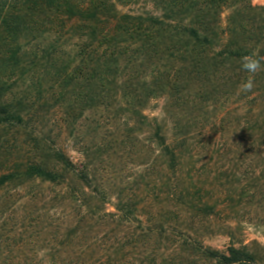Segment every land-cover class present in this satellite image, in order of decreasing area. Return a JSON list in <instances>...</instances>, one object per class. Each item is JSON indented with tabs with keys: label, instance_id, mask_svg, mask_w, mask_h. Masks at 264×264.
<instances>
[{
	"label": "trees",
	"instance_id": "16d2710c",
	"mask_svg": "<svg viewBox=\"0 0 264 264\" xmlns=\"http://www.w3.org/2000/svg\"><path fill=\"white\" fill-rule=\"evenodd\" d=\"M253 52L264 5L252 0H0V129L37 115L38 100L9 97L27 71L52 69L57 112L73 136L88 131L48 148L52 166L27 152L0 174V194L39 182L65 210H0V264H264V245L243 238L246 225L264 235V71L239 92ZM142 135L158 175L134 201L100 167ZM43 223L58 240L39 257ZM219 236L224 249L205 243Z\"/></svg>",
	"mask_w": 264,
	"mask_h": 264
},
{
	"label": "rangeland",
	"instance_id": "374dc122",
	"mask_svg": "<svg viewBox=\"0 0 264 264\" xmlns=\"http://www.w3.org/2000/svg\"><path fill=\"white\" fill-rule=\"evenodd\" d=\"M254 4L264 5V0H252ZM50 69V68H49ZM46 74L35 73L27 71L24 75L26 77L25 81L21 83L18 82V89L9 97V101L12 106H15L19 100L31 99L38 100L41 102L39 105V110L37 115L33 118L26 121L25 123L29 126H19V127H9L0 129V162H3V172L7 171L10 167L12 168L15 163L19 162L25 157V154L29 152L35 160H39L41 156L43 159L52 166L54 164L51 154L48 152V148L56 146H64L75 139L84 138L86 140L87 130L85 128H80L76 131V135L71 134V128H68V122L65 120L66 117L63 115V112H57V107H55V100L53 95L50 93L52 88V69L48 70ZM3 74V72H2ZM15 81L20 76V70L14 71ZM52 75V76H51ZM28 76V77H27ZM40 80H37V79ZM42 83V84H41ZM42 85V86H40ZM43 89L45 92L43 95H38L40 89ZM24 95V96H23ZM66 102V101H65ZM67 104V102H66ZM59 110V109H58ZM34 124V125H33ZM33 125V126H32ZM100 136L103 135V132L99 133ZM132 147L130 145H121L117 147L114 151L105 157V160L102 161L101 167L108 178H111L110 186L113 189L119 187L125 188L126 197L133 198L134 201H138L140 196H148L147 185L157 177V171L153 174L151 171V157L154 156L149 148L148 143H146L143 135L139 138V142L134 143ZM42 146H47V150H42ZM75 154V153H74ZM156 155V154H155ZM9 168V169H10ZM158 170V169H157ZM149 173L153 175L150 176ZM149 193V194H148ZM33 194H36V198L31 200ZM138 197V198H137ZM144 197V198H145ZM53 198H60V192L57 189H51L46 184H40L39 182H28L26 185L20 184L19 182H14L4 189L0 194V210H11L17 213H22V210L31 211V210H40L41 212H49L50 215H60L65 212L62 203L60 202H51ZM146 204V203H143ZM142 204V205H143ZM110 211H113L111 205L108 206ZM47 224H41L38 226L36 231H42V234L37 237L34 243H36L35 249L32 247V243L29 242V248H33V252H29L34 256L41 257L47 253V249L50 245L56 243L57 235L55 227L44 228ZM260 228V227H259ZM257 226L246 225L243 229V238L245 242H250L257 240L262 245H264V235L260 233V229ZM96 229V228H95ZM93 229L90 232V237L88 240L99 235V230L95 231ZM35 239L29 238V241H34ZM205 243L218 249H224L228 243V238L225 236H219L214 239H208L204 237ZM75 244L78 242L74 241ZM88 242V241H87ZM31 244V245H30ZM49 244V245H48ZM43 249L40 250L39 247ZM71 248V247H70ZM38 249V250H36ZM69 250V252H68ZM66 252H62V255H75L74 250L68 249ZM87 255L95 254L98 251V248L95 245H92L91 249L85 251ZM80 252V253H81Z\"/></svg>",
	"mask_w": 264,
	"mask_h": 264
},
{
	"label": "clouds",
	"instance_id": "9594fccd",
	"mask_svg": "<svg viewBox=\"0 0 264 264\" xmlns=\"http://www.w3.org/2000/svg\"><path fill=\"white\" fill-rule=\"evenodd\" d=\"M241 67L248 75L239 86L240 93H250L255 88V77L261 71H264V56H259L253 52L241 58Z\"/></svg>",
	"mask_w": 264,
	"mask_h": 264
}]
</instances>
